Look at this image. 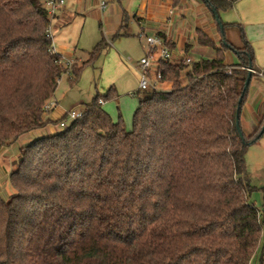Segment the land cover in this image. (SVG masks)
Here are the masks:
<instances>
[{"label":"trees","instance_id":"trees-1","mask_svg":"<svg viewBox=\"0 0 264 264\" xmlns=\"http://www.w3.org/2000/svg\"><path fill=\"white\" fill-rule=\"evenodd\" d=\"M202 1L221 46L198 30L212 57L161 60V81L172 87L144 91L131 130L103 107L117 96L111 87L64 128L20 148L16 191L0 195V264L253 263L264 221L252 202L259 189L247 152L264 135V118L249 132L242 114L255 49L242 24L222 20L237 0ZM228 25L240 28L242 47L227 39ZM51 26L45 0H0V151L48 123L45 105L68 71ZM106 46L103 37L88 60L70 67L71 83ZM228 50L237 61L227 62Z\"/></svg>","mask_w":264,"mask_h":264},{"label":"crops","instance_id":"crops-1","mask_svg":"<svg viewBox=\"0 0 264 264\" xmlns=\"http://www.w3.org/2000/svg\"><path fill=\"white\" fill-rule=\"evenodd\" d=\"M195 1L182 0L179 4H175V0H106L107 8L102 11L99 7V0H65L52 18V23H54L53 40L56 34L67 33L72 24L76 22H82V25H85L88 18L93 17L92 12L96 9L101 10V24L103 27L107 26L110 38L111 36L114 38L111 41L105 36L107 46L103 51V56L118 58L121 50L129 48L128 42L133 39L132 37H139L140 41L146 40L148 47V36L164 32L167 38L176 44L172 51L173 59L176 60L182 57L181 53L185 46L191 42L190 39L193 38L192 41H195L194 47L201 46L198 30H203L216 42L212 36V21H215V18L213 19L214 16H211V10L203 2L208 10L201 6V12H198ZM221 13L225 16L223 19L225 23H239L244 26L247 38L255 49L257 70L264 73V0H237L232 9L221 11ZM125 17L128 18V23L126 27H123ZM142 47L143 55H145L148 50L143 44ZM55 49L61 52L56 46ZM74 56L72 55L70 58L74 59ZM126 61H128V57ZM138 61L136 63H133L132 59L128 61L138 75V89L131 91L133 95H138L142 91L139 89ZM51 101L52 108L47 119L58 121L65 115V111L58 106L59 102L55 95ZM79 105L81 104H75L73 108ZM263 118L264 76L255 74L251 80L245 110L242 114V123L249 132H254ZM258 142L259 145L256 144ZM252 146L253 150L251 158H249L250 169L248 165L247 167L253 184L259 189L253 194L252 202L261 211L264 221V136ZM254 146L256 147L254 148ZM263 252L264 247L262 246L253 258L252 264L259 253Z\"/></svg>","mask_w":264,"mask_h":264},{"label":"rangeland","instance_id":"rangeland-1","mask_svg":"<svg viewBox=\"0 0 264 264\" xmlns=\"http://www.w3.org/2000/svg\"><path fill=\"white\" fill-rule=\"evenodd\" d=\"M100 1L101 0H99V3ZM195 3L198 6V12H201V6L208 10L202 0H196ZM100 11L94 9V12H92L93 17H89L85 25H82V22H76L72 24V28L70 27L67 33L56 34L53 44L55 43L56 48L60 49L62 52L64 57L62 63L68 67V71L62 74L55 92V98L59 102L58 106L65 111V113L71 110L75 104H81L76 107L82 110L84 109L83 105L90 103L98 93L106 94L109 89L113 87L117 92V96L104 101L103 107L110 113L115 121H117L121 115L126 128L131 130L133 128L134 114L140 104V96H145V92L140 91L139 95H133L131 93V91L138 89V75H136L133 67L126 61V58L130 57L133 63H136L144 53L142 44L146 47V50H148L146 40L140 41L139 37H132L133 39H130L128 42L129 48H127V50H121L118 58H113L111 56L106 57L103 56L102 53L95 63L87 64L83 67L76 83L70 82L73 77L70 67L74 64L81 65L84 61L88 60L91 57L90 52L99 41L102 40L103 36H106V38L111 41L114 39L112 38L113 36L110 38L107 26L103 27V24H101ZM211 16L213 17L212 12ZM221 17L223 20L225 17L223 13H221ZM53 26L54 23H52L50 28L52 36L54 33ZM212 29V36L215 38L217 45L221 46L220 41L222 35L216 20L212 21ZM226 37L236 47H242L244 45L241 38V31L238 26L228 25L226 27ZM192 39L189 40L191 41L188 43L189 48L185 46L184 51L181 53L182 57L180 58H183L186 63L190 62L188 59L195 61L203 56L212 57L214 55V50L209 47H194L195 41H192ZM226 54L227 62L237 61L233 50H228ZM72 55H75L74 59L70 58ZM173 58L174 57H172V59ZM67 59H70L71 62H67ZM182 81L184 83L187 82L184 73L182 75ZM161 87L171 88L172 82L162 83ZM51 100L47 102L50 103V109L44 114V118L48 122L47 125L44 128L32 131L27 136L22 137L6 149L0 151V195L4 199H9L16 191L11 182V173L17 166L20 148L38 137L54 133L61 129L56 121L47 119L52 108ZM64 116L60 121L63 118H67V122L71 121L68 115ZM256 144L259 145L260 143L258 142ZM252 145L249 146L247 152V165L249 169V158H251V152L253 150ZM255 147L256 146H254V148ZM260 256L261 254L259 253L254 264H258Z\"/></svg>","mask_w":264,"mask_h":264},{"label":"built area","instance_id":"built-area-1","mask_svg":"<svg viewBox=\"0 0 264 264\" xmlns=\"http://www.w3.org/2000/svg\"><path fill=\"white\" fill-rule=\"evenodd\" d=\"M65 0H46L45 4L49 10L51 18L55 16V14L59 11L60 5L64 3ZM107 2L105 0H101L99 3V7L102 11H104L107 8ZM51 33V31L49 30ZM148 41V52L142 56L139 61V73H140V80H139V89L142 91L146 90H170L171 88H165L161 87L162 83H168L170 81H161L162 79V72L159 70L158 66L161 60H164L165 62H168L172 60V51L168 47L166 41L164 38H162L160 35H152L147 37ZM54 50L55 45H54ZM59 52V51H57ZM62 55L61 62H63V54L59 52ZM66 60V59H65ZM131 58L128 57V61H130ZM190 62L191 60L188 59ZM67 62H71L70 59H67ZM189 62V63H190ZM231 66L228 67V72L231 71ZM252 72L255 74H259L261 76H264L263 71L252 69ZM171 83V82H170ZM50 109V103H47L45 105V112ZM84 109H78L77 107L72 108L71 110L67 111L65 113V116H69L71 120L76 119L80 117L83 114ZM67 118H63L60 123V128H64L66 126Z\"/></svg>","mask_w":264,"mask_h":264},{"label":"water","instance_id":"water-1","mask_svg":"<svg viewBox=\"0 0 264 264\" xmlns=\"http://www.w3.org/2000/svg\"><path fill=\"white\" fill-rule=\"evenodd\" d=\"M218 20H219V16H217ZM221 28L223 29V25L221 24ZM252 72V70H250ZM252 80V73L249 74L247 81H246V85L248 86L251 83ZM264 130V127H263Z\"/></svg>","mask_w":264,"mask_h":264}]
</instances>
